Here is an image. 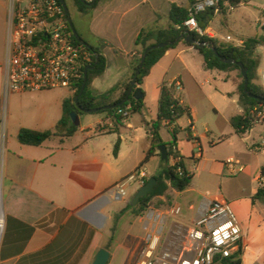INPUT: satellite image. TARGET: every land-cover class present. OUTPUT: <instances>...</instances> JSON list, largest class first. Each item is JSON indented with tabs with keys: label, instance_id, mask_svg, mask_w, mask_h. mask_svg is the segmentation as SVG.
<instances>
[{
	"label": "crops",
	"instance_id": "1",
	"mask_svg": "<svg viewBox=\"0 0 264 264\" xmlns=\"http://www.w3.org/2000/svg\"><path fill=\"white\" fill-rule=\"evenodd\" d=\"M9 1L0 0V192L4 214L0 264H93L98 251L109 245L118 217L120 231L118 227L115 242L110 244L108 264H140L147 233L155 224L163 226V246L174 253L180 252L188 230L202 217L209 204L217 200L213 197L191 201L185 196L189 190H194L196 179L187 166L188 161L195 165L205 164V179L209 183L224 179L226 174L253 176L252 181L257 186L252 189L250 199L264 186V124H257L243 136L235 134L230 121L243 110L231 73L206 70L202 55L185 41L167 51L153 67L139 87L144 93V109L130 114L122 125L116 126L107 114L78 115L72 123H78L79 127L71 136H55L40 146L21 144L18 140L21 129L55 131L63 117L64 102L73 94L64 89L6 93L4 63ZM172 4L190 7L191 2L100 0L94 9L86 12L90 21L86 37L81 35L82 39L99 48L107 63L104 74L93 82L96 94H106L130 79L132 62L139 52L136 40L140 32L154 26L167 29ZM227 13L231 12L216 14L224 17L220 25H228ZM213 24L214 21L205 34L224 43L231 35L223 38ZM248 38L253 37L240 38L234 45L241 46ZM257 55L260 79L264 72V46L257 49ZM165 82L177 83L181 104L191 112V119L184 116L186 129L191 127L190 132L184 133L185 146L177 143L175 147L194 178L185 191L177 192L170 187L165 195L153 200L157 205L149 209L160 215L159 222L135 215L130 220V210L120 213L131 204L141 187L131 185L125 198H118L113 187L140 167L148 172L149 181L162 173L167 164H175L173 158L168 162L162 160L159 148L143 164L152 147L146 123L157 120L160 87ZM219 98L226 100V105H220ZM219 118L231 126L226 138L225 131L219 128ZM259 126L262 128L260 137L252 138L249 144L252 132ZM202 127L204 133L200 134ZM215 129L220 134H216ZM65 134L61 131V135ZM162 139L167 143L163 136ZM118 142L119 150L115 154ZM225 145L232 148L229 156L208 162V156ZM189 155L191 158H187ZM232 161L238 167L243 166L244 171L233 174L228 169ZM152 164L154 170L150 173ZM220 201L227 200L221 198ZM177 206L181 207L179 215L173 213ZM248 207L250 213L241 221L244 236L239 256L241 264H259L264 256V245L261 246L260 241L250 242L248 231L256 223L257 205L251 200ZM131 223L133 226L129 229Z\"/></svg>",
	"mask_w": 264,
	"mask_h": 264
},
{
	"label": "built area",
	"instance_id": "2",
	"mask_svg": "<svg viewBox=\"0 0 264 264\" xmlns=\"http://www.w3.org/2000/svg\"><path fill=\"white\" fill-rule=\"evenodd\" d=\"M85 1L90 3L93 0ZM221 5L228 12L236 9L230 0H196L190 7V16L184 27L190 33L205 35L197 16L210 9L218 13ZM64 15L59 0L9 1L4 63L7 94L55 89L75 93L91 58L89 53L71 41ZM261 25L264 28V23ZM226 40L232 41V37L228 36ZM260 83L264 87V72L260 75ZM130 109L129 106L119 113L129 117ZM173 150L176 151V147ZM179 161L180 157L174 158L175 163ZM237 165L229 162L228 169L233 174L244 171L243 166ZM147 182L148 172L140 167L118 182L112 191L118 198H125L131 185L142 187ZM180 212V206L173 210L175 215ZM147 217L156 222L160 220V215L153 210ZM162 233L163 226L157 224L148 231L140 264H233L234 257L240 259L244 233L232 205L227 201L209 204L202 217L188 230L180 252L174 253L163 246Z\"/></svg>",
	"mask_w": 264,
	"mask_h": 264
},
{
	"label": "trees",
	"instance_id": "3",
	"mask_svg": "<svg viewBox=\"0 0 264 264\" xmlns=\"http://www.w3.org/2000/svg\"><path fill=\"white\" fill-rule=\"evenodd\" d=\"M100 0L97 1V3ZM196 0H190L191 5L195 3ZM232 5L239 8L245 5L247 0H230ZM76 5L79 7L81 12H88L94 7H86L81 4L78 0H74ZM96 3V4H97ZM190 7H182L177 4H172L169 13L170 25L167 29L161 27H151L143 29L137 40L136 46L139 49L138 56L134 58L132 62V74L130 79L127 81L119 83L111 91L106 94L98 95L93 90V82L95 79L102 76L106 70V59L99 48L90 45V48L84 47L79 44L74 37L72 30L68 23L69 15H64L65 20L68 25V32L71 36V41L78 47H81L84 51L90 54V62L86 67H92V70L88 71V82L85 91L80 96L78 103L75 99L80 94L84 75L80 80L75 93L72 98L67 99L63 105V117L59 122L55 131H35L30 129H21L18 135V140L23 145L30 146H40L47 140L55 136H71L77 131L79 124L72 123L74 117L78 115H84L83 110L101 108L104 106H113L122 102L131 86V81L135 76V72L138 69L141 59L148 47L156 44L166 43L168 44L164 48L152 50L148 53L145 63L141 68V72L137 79V87L135 91L143 85L144 80L150 75L153 67L164 57L167 51L176 48L180 43H184L183 40L178 41L180 36H186L188 30L184 27V23L189 19ZM222 5L219 8L218 13H225ZM217 14L215 9H210L197 16V20L200 28L205 32L210 24L212 23L215 15ZM78 32V31H77ZM79 34V33H78ZM199 42H209L214 44L219 56L217 57L214 51L208 47L199 48L197 46L190 45L194 47L204 59V67L206 70H218L223 72H233L238 71V74L233 77V82L237 87V95L239 96V103L242 107V114L234 116L231 118V126L234 132L238 136H243L252 130L257 124H264V87L260 83V79L257 76V70L259 68V59L257 55V49L264 46V35L256 36L253 38H248L243 41L241 46L222 43L217 39L211 38L205 35H199L197 33H192ZM80 37L81 34H79ZM221 58L234 59L236 62L242 63L248 69L249 87L248 90L261 100L256 98H250L245 92V80L241 74L238 65L225 64L221 61ZM85 70V69H84ZM135 93V92H134ZM134 93L131 95L129 101L124 105L107 111H101L98 114H107L110 116L112 121L116 126H120L128 118L120 114V111H126L130 106V114H135L141 112L145 103L144 100H135ZM187 115L190 119L191 112L187 106L181 104L180 98L178 97L177 83H163L160 87V97L158 101V116L157 120L151 123H146L148 128L149 140L152 144L151 149L147 153L144 163H147L151 157L157 152L159 146L165 145L167 147L169 160L170 158L180 157V161L175 163L173 166L169 164L166 165L165 169L158 176H153L157 180V184L154 189L144 198H142L136 206H131L129 204L121 214L127 211H132L137 217L143 216L146 210L149 208L151 202L160 196L166 194L168 189L171 187L177 192H183L188 189L193 181L194 175L187 169L185 160L179 155L177 151L173 150L178 143L179 127L177 126V121ZM167 128L173 140L170 143H165L161 136V130ZM171 129V130H170ZM191 127L187 129L190 132ZM61 131H65V135H61ZM119 150V142L115 147V154ZM161 157V154H159ZM181 169V172L178 169ZM262 176L264 177V168L262 169ZM264 199V186L259 188L256 195L253 197V204L255 200ZM119 218V217H118ZM112 229V236L110 238V243L106 247L107 250L110 249V244H113L116 239L117 234V221ZM236 260V261H235ZM233 264H241V259L234 257Z\"/></svg>",
	"mask_w": 264,
	"mask_h": 264
},
{
	"label": "rangeland",
	"instance_id": "4",
	"mask_svg": "<svg viewBox=\"0 0 264 264\" xmlns=\"http://www.w3.org/2000/svg\"><path fill=\"white\" fill-rule=\"evenodd\" d=\"M248 2L237 8L235 11L231 13H227V22L228 25H220V21H223L222 15H216L213 19L214 24L212 25L213 28L220 33V35L223 38H226L228 34H230L234 41H227L225 39L224 43L228 44H236L237 40L240 38L245 37H255V36H262L264 35V29L261 27V22L264 23V0H247ZM66 3L69 8L70 18L72 19V22L74 23V26L79 34L86 37V34L88 32L89 27V17L87 13L81 12L79 10V7L76 5L74 0H66ZM219 30V31H218ZM1 26H0V53H1ZM230 77H235L238 74V71L230 72ZM227 85H231L233 87L232 83H228ZM220 99V105L223 103L226 105V100ZM223 101V102H222ZM97 114H89L87 117H96ZM185 116V115H184ZM181 117L183 119H179L177 121V126L179 127V141L178 143L182 144V146H185V139H184V133H186V117ZM215 119V118H214ZM219 128L223 131H225V137H228V133H226L229 129L231 130V126L229 123L225 121H221L219 118L218 121ZM183 129V130H182ZM217 130V131H216ZM200 134L204 133V127H202L200 130ZM262 128L259 126L257 129L252 132L251 138L249 139L248 143L251 144L252 138L258 139L261 135ZM216 134H220V131L218 129H215ZM162 136L164 140L169 143L172 142L173 137L169 130L167 128L162 129ZM209 146H207L208 148ZM232 148L230 146H222L218 148L213 154L208 156V162L213 161L214 158H227L229 154L231 153ZM197 152V150H195ZM244 153V152H243ZM244 155V154H243ZM262 160L264 162V153H262ZM253 157V156H252ZM187 158H191V155H189ZM163 163V161H162ZM188 168H190L191 172L196 175L195 182L192 186L194 190H189L185 196L193 200V198H199L201 200H204L205 198H216V201H220L221 198L226 199L229 201V203H234L233 209L241 223L244 216H247L248 213H250V209L248 207V202L250 203V194L252 192V189L257 186V183H253L252 179L253 176H249L246 173L238 174L236 176H231L227 174L225 175L224 179H216L213 182H207L206 181V175H207V167L205 164L202 165H195L191 164L190 161H188L187 164ZM154 170V164L150 165L149 172H153ZM2 196V195H1ZM3 201V198H2ZM254 203L257 205L256 211L258 214L256 215V223L253 224L251 227H249V241L254 243L256 241H260L261 246L264 245V199H258L254 201ZM156 202L152 201L149 208H154ZM147 209L146 212L143 214V217H146L149 213L150 209ZM255 215V214H253ZM129 219H134L135 216L133 212L131 211L128 214ZM132 217V218H131ZM258 221V222H257ZM115 225V221H114ZM120 226L117 225V230ZM129 226V229L133 226L132 223ZM259 264H264V256L262 258V261Z\"/></svg>",
	"mask_w": 264,
	"mask_h": 264
},
{
	"label": "water",
	"instance_id": "5",
	"mask_svg": "<svg viewBox=\"0 0 264 264\" xmlns=\"http://www.w3.org/2000/svg\"><path fill=\"white\" fill-rule=\"evenodd\" d=\"M61 5L63 6L64 8V11H65V14L66 15H69V8H68V5L66 3V0H59ZM81 4H83L84 6L86 7H94L97 3L98 0H93L92 2L88 3L87 1L85 0H78ZM68 23H69V26L72 30V33L74 35V37L76 38L77 42L79 44H81L82 46L84 47H87V48H90V45L84 41L82 39V37H80V35L78 34L75 26H74V23L72 22V19L69 17L68 18ZM185 41L188 45H193V46H197L199 48H205V47H208L210 49H212L215 53V55L218 57L219 56V53L215 47L214 44H211L209 42H199L195 36L190 33V32H187L186 36L182 35L180 36V38L177 40L178 41ZM168 44L166 43H161V44H156V45H153L151 47H148L141 59V62H140V65L138 67V69L136 70L135 72V76L133 77L132 81H131V86H130V89L127 93V96L125 97V99L120 102L119 104H116V105H113V106H104V107H101V108H94V109H86V110H83V113L85 114H95V113H99L101 111H107V110H111V109H116L122 105H124L125 103H127L131 97V95H133L134 93V98L135 100L139 101V100H144V93L143 91L139 88L135 91V88L137 87V79H138V76L141 72V68L143 67L144 63H145V60H146V57L148 55V53L152 50H156V49H160V48H164L166 47ZM221 61L225 64H234V65H238L239 68H240V71H241V74L245 80V87H244V92L250 97V98H256L258 100H261V98H258V97H255L249 90H248V87H249V78H248V69L242 64V63H239V62H236L234 59H225V58H221ZM93 68L92 67H86L85 70H84V82H83V86H82V89H81V92L80 94L76 97L75 101L76 103H78V100L80 98V96L83 94V92L85 91V88H86V85H87V82H88V71L89 70H92ZM159 151H160V154H161V158L162 160H164L165 162H168L169 161V156H168V151H167V147L165 145H162V146H159ZM157 184V180L155 178H150L149 181L144 185L142 186L138 192L135 194L134 198L132 199L131 201V206H136L139 201L144 198L145 196H147L153 189L154 187L156 186ZM110 258H111V254L108 250L106 249H100L95 257V260L93 262V264H108L109 261H110Z\"/></svg>",
	"mask_w": 264,
	"mask_h": 264
},
{
	"label": "bare ground",
	"instance_id": "6",
	"mask_svg": "<svg viewBox=\"0 0 264 264\" xmlns=\"http://www.w3.org/2000/svg\"><path fill=\"white\" fill-rule=\"evenodd\" d=\"M4 228V214H3V205H2V196L0 195V239L1 234Z\"/></svg>",
	"mask_w": 264,
	"mask_h": 264
}]
</instances>
